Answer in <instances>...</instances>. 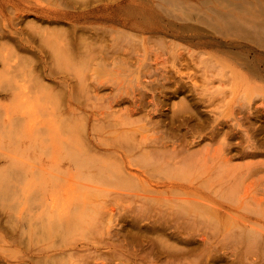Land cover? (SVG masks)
Here are the masks:
<instances>
[{
	"label": "rangeland",
	"instance_id": "1",
	"mask_svg": "<svg viewBox=\"0 0 264 264\" xmlns=\"http://www.w3.org/2000/svg\"><path fill=\"white\" fill-rule=\"evenodd\" d=\"M132 2H134L133 5H131ZM136 5L141 7L138 8L137 6V9L135 8ZM153 7L155 10L152 9ZM222 9L223 11H221ZM102 15L105 17H102ZM253 17L255 22L251 20ZM234 18H236V21ZM238 18L239 20H237ZM247 19L253 21L250 31H247L250 26V22ZM261 19H264V0H0V264H78V260L73 258L70 251L61 253L60 250L76 243H79L80 249L83 250L88 244L91 246L96 245L97 240L108 241L111 246L108 247L106 245V247L103 245V247L105 246L104 248L97 249L99 252H94L96 247L92 246V248L90 246L94 251L89 249L88 254L85 252V250L88 252L85 248L82 253L89 256L93 254V257L95 255L100 257L104 253L103 255L107 256L106 258H101L104 264H208L212 260L208 258L212 254L213 248L217 247V244L223 248L222 242L219 244L220 240H217L218 237H208L209 243L207 244V242H203L202 233L200 234L199 232H191L194 234L193 236L185 234L180 237L170 235L172 230H168L165 235L161 233L155 234L148 230V220L140 222V227L134 229L121 219L122 214L128 211L131 207L130 205H133L130 198H126L124 202L120 201L119 204H114L112 211L107 213H103L106 210L102 211L98 207H89L85 213L79 214L78 211L67 204L65 198L64 202L62 197L58 208L54 211L50 210L49 213V210L41 209L40 202L36 206L39 192L33 187L35 186V181L40 180L41 175L39 172L32 173L31 171L33 170L32 168H36L35 163L38 164L41 160H45L48 165L50 162L46 156L47 154L40 153V151L39 153H34L32 142L29 141V133L24 135L18 129L16 123L20 118L30 117L34 129H43V134L47 132L45 131L47 130L46 124L62 129L68 128L69 124L64 122L66 116L59 115L60 104L56 92H61L64 98L73 97L84 100L86 105L84 104V109L80 111L89 113L93 111V106H99L97 109H101L103 104H108L110 98L118 96L116 95L118 93L117 87L111 86V82H116L115 76L117 78V74L113 72L115 68L113 58L102 59V57L96 56L94 59L91 57L90 52L97 53L92 50L91 46L98 51L97 55L101 53L100 51H102L101 54L106 52L113 54L115 51L114 58H116V61H124L127 57L125 54L127 50L125 49L131 48V43L126 41V34H133L135 37L140 35V38L146 37V45L149 50L150 48L153 50L161 48V43H165L167 46L168 43L171 44L173 42L180 47L182 45L183 47H190L192 50L194 48L197 52L207 55V62L209 63L207 65L218 63V69H221L222 64L225 63L224 61L235 63L232 53L239 52V54L245 55V58L241 55L242 62L245 59L246 63L251 62L258 66L261 64L259 68L261 69V74L264 75V20L262 21ZM239 21L242 23H239ZM256 21L259 24L262 22L263 24L261 23L260 25L263 26H260ZM137 22L142 23L139 24ZM173 22L174 24L171 25ZM158 24L160 27H158ZM184 25L191 26V29L189 31L183 30ZM139 27L140 29L142 28L141 31ZM236 27H239L240 30ZM244 27H247V29H244ZM121 32H125V37ZM178 33L184 35H177ZM200 34H205L206 36L198 37L197 35ZM117 35L120 38H116L119 37ZM241 36H243L242 39L240 38ZM195 37L197 38L191 39ZM249 38L253 40L251 41ZM118 39L123 40L119 41ZM67 40L70 42L69 45H66ZM116 40L118 43H116ZM220 40H223L224 43L225 40L230 42L233 40L234 45L232 48H227L228 46ZM242 40L245 42H242ZM205 41L209 45H204L203 42ZM250 41L251 43L256 42V44L252 45L253 43L251 44ZM195 42H201L202 45L194 47L193 44H196ZM240 43L242 47H240ZM244 44L247 46H243ZM86 46L89 50L84 52ZM120 46H123V49ZM236 46L240 47V49H237ZM254 46H256V49ZM71 47L74 48L72 51L79 53V56L84 53L82 59L78 57L77 60L75 57L71 61L73 63H71V67L75 66L74 68H70L71 64L64 63L63 54L61 55L60 52L64 48L62 53H68V48L71 49ZM58 50H60V53ZM137 50L140 55L133 57L130 63L131 66L138 70L139 61L142 63L146 61L149 63L150 68L155 69L158 67L155 62V53L151 52L147 55L140 42H137ZM248 50H251V52ZM227 52L229 54L231 52L232 59ZM72 54L75 55L76 53L73 52ZM248 54L250 55L247 56ZM160 60L164 63L163 66L169 68L170 76H174L175 73L172 66L176 60L167 51L163 52ZM103 62L108 63V67H105ZM66 65H69V68ZM181 66V63L177 65V67ZM66 67L68 69H64ZM211 68L212 66H207V74L209 75L212 74L211 71H208ZM244 72L248 71L244 69ZM135 73L137 72H129V76L127 73L124 76L120 75L119 80L122 78L123 84L134 85L137 83V75L140 76V80L143 79L139 73ZM35 74H39L40 80L44 85L41 84V81H37ZM198 76L199 79H203V72H199ZM92 77L97 80H106L105 85L108 84L106 88L99 91L100 97H95V93L94 95H92L93 93H88V85L90 84L101 87L97 82H94L95 79ZM124 77L126 78L124 79ZM263 78L257 79V84L255 83L252 87L245 82V84L240 82L238 85L234 83L228 84L226 79L221 80L219 78L214 81L215 83H209L212 87L210 89V86H207L209 88L207 90V101L209 96L222 92L221 88L228 92V96L225 103H219L220 106L218 104L211 107L209 102L204 104L205 106L203 104L199 105L201 115H205L210 119L207 122V125H210L207 126V130L203 133L210 131L212 125H218V127L222 128L221 132L223 134L218 140H203L196 148L201 149L209 143H212L213 148H216L220 145V140L225 136L226 130L234 127L238 128L237 125L240 124L244 130H248L250 134H253L261 153L256 157L235 159V161L238 164H245L252 160L264 161ZM64 81L70 82L69 86H65ZM46 86L54 90L50 91L45 88ZM200 86L202 87V85ZM231 87H233L232 92L229 91ZM163 89H165V92L161 93L162 86L156 88L162 95L161 100H166L167 102L161 113L168 116L172 114L176 104L177 107L175 108H178L180 104H191V98L195 99L197 97L198 99L199 96L194 91L192 93L185 91L177 93L175 86L172 88L167 86ZM90 95L92 96L89 97ZM163 95L167 96V98ZM249 101L252 102L246 104V109L242 110L237 107L234 115L232 117L229 116L233 105ZM123 107L131 110L135 107V101L132 98H128L120 106H116L115 109ZM151 109L152 106H149L141 113L135 115V117H143V114L146 115ZM10 117L11 119H9ZM158 118L161 117L158 116ZM52 120L54 124L51 123ZM164 121L168 122V120ZM9 122L12 123V126H9ZM43 126L45 128H42ZM236 141L233 139L231 142ZM70 146L73 149V146L68 141L64 149H68L69 154L67 151L65 153L69 156H74L78 151L76 146H74V151L71 153ZM49 151L47 149L45 153ZM49 153L51 154V152ZM215 158L217 159L216 156ZM216 161L218 159L210 160V163L213 164ZM26 174L30 176V184L33 186V191L27 202L23 199L24 195L20 193V189L26 185V177H24ZM207 179L210 180L208 184L212 187L217 197L225 195L229 191L227 190V178L224 174H220L219 171L215 174V178L209 177L207 173ZM9 183H12L19 191L8 188L7 185ZM249 183L254 184L248 191L249 194L255 196L260 193L264 186V170L255 174L249 180ZM64 192L68 193L73 200L79 198L78 201L87 199L89 202L95 200L98 202L106 197L113 198L111 193L104 194L96 190H87L78 185H76L75 190L64 189ZM247 206H255L252 198L248 200ZM61 213L68 217L77 215L71 222L70 227L59 228L50 219L51 215L59 218ZM224 222H226L225 219L222 223ZM216 226L220 225L217 224ZM139 230L143 235L135 236V233L139 232ZM206 231L210 232L207 228ZM108 233H111V235L109 236ZM187 239L189 240L188 242ZM83 242H85L84 246H82ZM168 250L172 252L171 255L168 254ZM56 252L57 254H54ZM228 252L230 259L218 262L212 260V264H230L234 259L249 262L253 257L239 258L233 256L231 251ZM45 255H48V257H45ZM85 255H83L84 258H81V264L93 262V257L86 259ZM100 261L98 262L100 263ZM263 263L264 261L258 262V264Z\"/></svg>",
	"mask_w": 264,
	"mask_h": 264
},
{
	"label": "bare ground",
	"instance_id": "2",
	"mask_svg": "<svg viewBox=\"0 0 264 264\" xmlns=\"http://www.w3.org/2000/svg\"><path fill=\"white\" fill-rule=\"evenodd\" d=\"M134 2H132L131 5H133ZM137 6L138 5H136L135 8H137ZM140 7L138 6V8ZM152 9L155 10L154 7ZM152 9H150V11H152ZM147 10H149V8H147ZM221 11H223V9ZM109 15L111 16V14ZM103 16L104 15H102V17ZM236 18H234V20ZM239 18L243 21L241 17ZM239 18L237 20H239ZM251 20L255 22L254 17ZM125 21L128 22L127 20ZM241 21H239V23ZM245 22H243V24H245ZM249 22L250 26L247 24L249 26L247 31H250L249 29L253 24V21ZM256 22L258 23V21ZM261 23L262 22H260V24ZM172 24H174V22L171 23V25ZM235 26L237 25L235 24ZM158 27H160L159 24ZM135 29L137 30V27H135ZM182 29L189 31L191 26L184 25ZM237 29H239V27ZM244 29H247V27H244ZM124 35L125 32L123 33V36ZM132 35L133 34H126V41L131 43V48L125 49L124 47V49L127 50L125 51L127 57L124 61H116V58H114L115 51L113 54L111 52L101 54L102 51H100L101 53L97 55L98 51L91 46L92 50L97 52L96 54L90 52L91 57L94 59L96 56H100L102 59L113 58V64H115L113 72L117 74V78L115 76L116 82L113 81L114 84L110 82L112 84L111 86L114 88L117 87L118 93L116 95L118 96L110 98L108 104H103L101 109H97L99 106H93V111L90 113L86 111L82 112L80 110L84 109V100L73 97L64 98L61 92H56L60 104L58 112L61 113H59L60 116H66L64 122L69 124L68 128L62 129L54 125L46 124L47 130L45 131L47 132L43 134L42 128L45 127L43 126L41 128L42 130H40V128L34 129L30 117L26 116V118H20L17 121L16 125L18 129L24 133V135H28L29 133V141L32 142L31 145L34 153H39L40 151V153L47 154L46 156L50 162L49 165L51 164V166H49L45 160H41L39 163L37 162L38 164L35 163L36 168H32L33 170L31 172H39L41 178L35 181L34 187L30 184V176L27 174L24 176L26 177V185L20 189V193L24 195L23 199L27 202L33 189H36L39 192L36 206L40 202L39 205L41 204V209L49 210L48 213L50 210L54 211L58 208V204L62 197L64 202L65 198L67 204L81 214L85 213L89 207H98L102 211L106 210V212L103 211V213H107L108 211H112L114 204H119L120 201L124 202L126 198H130L133 205H130L131 207L128 211L122 214L121 219L134 229L140 227V222L148 220V230L155 234L161 233L165 235L168 230H172L170 235L180 237L185 234L193 236L194 234L191 232H199L200 234L202 233L201 237L204 243H209L208 237H218L217 240H220L219 244L220 242L223 244V248L218 244L217 247L213 246L212 254L208 258L210 260L212 259L217 262L226 261L228 258L230 259L228 251H231L235 257H253L249 262L234 259L230 264H258V262L264 261V186L262 187V191L255 196L248 193L251 186L254 185L249 183V180H251L255 174L264 170V161L252 160L245 164H238L235 161V159H246L260 155L261 152L258 144H256L254 140L253 134H250L248 130H244L243 127L238 124V128L234 127L226 130L225 136L220 140L221 142L219 141L220 145L216 148H213L214 146H212V143L206 144V146H203L201 149L196 148L203 140H218L221 134H223L221 132L222 128L218 127V125H212L210 131L203 133L207 130V126L210 125H207L210 119L205 115H201L199 105H204L208 102L211 104V107L219 103L223 104V102H226L228 96V92L221 88L222 92L209 96L210 98L208 97L207 101V90H209L207 86L209 83H213L219 78L221 80L226 79L228 84L234 83L238 85L240 82H245L248 86L252 87L255 83L257 84V79L264 77L259 68L261 64L258 66L247 60L246 61L249 63H246L245 59L244 62H242V57L245 58V55L243 56V54H239V52L232 51L234 55H232V57L235 63L224 61L225 63L222 64L224 69L220 65L221 69L219 68V70V65L217 66L218 63H215V65H213L214 63L207 65L209 64L207 62V55L197 52L194 48L192 50L190 47H183L182 45L180 47L173 42L171 44L168 43L167 46L165 43H161V48L156 50L150 48V51L149 47L146 45V37V39L140 38V35H137L139 39L137 36L135 37L133 35V37ZM177 35L183 36L184 34L178 33ZM197 36L203 37L206 35L200 34ZM116 38H120V36ZM196 38L197 37L191 39ZM240 38L242 39L243 36ZM237 39L236 41L239 43ZM249 40L252 41L253 39L249 38ZM220 41L226 44L228 46L227 48H232L234 45L233 40L232 42L225 40V43L223 40ZM243 41L244 40H242V42ZM137 42L143 45V49L147 55L151 52L156 54L155 62L158 65L157 68H150L149 63L146 61L145 63L139 61L138 70L130 65L133 57L140 55L137 50ZM116 43H118V41ZM195 43L196 44H193L194 47H200L202 45L201 42ZM247 43L249 44V42ZM252 43V45L256 44V42ZM69 44L70 42L67 40L66 45ZM203 44L209 45L207 41L203 42ZM240 44L238 45L240 46ZM237 46L236 48L240 49L242 44L239 48ZM243 46H245V44ZM122 47L123 46H120V48ZM254 48L256 49V46H254ZM63 49L64 48H62L61 51L58 50V52L60 51L61 55L63 54L62 56L64 57L65 64H71V61H73L75 57L77 60L78 57H81V59L82 56L84 57V53L79 56L78 52L72 51L74 49L72 47L71 49L68 48V53H62ZM88 50L86 46L84 52ZM243 50L245 51V49ZM164 51H167V53L177 61V63L175 61V64L172 66L175 73L174 76H170L169 68L163 66L164 63L160 60ZM248 51L251 52V50ZM73 52L76 54L73 55ZM249 55L250 54L247 56ZM229 57L231 58V55ZM117 59L119 58L117 57ZM222 59L224 58L222 57ZM179 63H181V67H177ZM72 64L70 68L75 67H71ZM103 64L105 67L109 65L104 62ZM66 66L68 67L69 65ZM207 66H212L211 70L208 69V71H211V75L207 74ZM67 67L64 69L69 68ZM156 69L158 70L156 71ZM244 69L249 73H245ZM198 71L203 72V79H199ZM129 72H137L135 74L139 73L143 79L140 80V76L137 75L136 84L130 86L125 85L123 84L122 78L121 80L119 79L126 73L129 76ZM65 73L67 74V72ZM35 78L38 82L41 81L39 74H35ZM125 78L126 77H124V79ZM93 79H95L94 82H97L101 87L90 84L88 85V93H93L92 95L95 93V97H100L99 91L106 88L108 84L105 85L106 80ZM87 80L89 81V79ZM200 81L201 83H199ZM63 83L65 86H69L70 82L64 81ZM41 84L44 85L42 81ZM200 85H202V87ZM158 86H162L161 93L165 92L163 88L167 86L172 88L175 86L177 93L180 91L192 93V91H194L197 96L199 95L201 97L198 96V99L197 97H195V99L192 97L191 104H180L178 108H175L177 107L176 104L171 115L168 116L166 113V115H164L161 111L167 102L166 100H161L162 95L156 90ZM209 86L211 89V84ZM45 88L50 91L54 90L53 88H48V86ZM229 91L232 92L233 87H231ZM164 97L167 98V96ZM128 98H132L135 101V107L133 109L130 110L125 107L115 109L116 106H120ZM199 98L202 100L200 101ZM250 102L252 101L240 102L238 105H233L231 109L229 108V116L232 117L234 115V111L237 107H240L242 110L246 109V104ZM149 106H152V109L149 110L146 115L143 114V117L139 118L135 117V115L141 113ZM158 116L161 118L157 119ZM9 119H11V117ZM164 120H168V122ZM10 123L11 122L8 123L9 126H12V123ZM51 123L54 124V121L52 120ZM233 139L237 141L231 142ZM68 141L70 145L73 146V149H71V146L69 148L72 150L71 153L74 151V146H76L78 153L74 156H69L68 149H64ZM47 149L48 151L50 150L49 152H51V154L49 152L45 153ZM65 151H67L68 154L65 153ZM215 156L218 161L213 164L210 163V160H217ZM218 171L227 178V190H229L227 194L220 197L214 194V190L208 184L210 180L207 179V173L209 177L215 178V174H217ZM76 185L87 190H96L104 194L111 193L113 198L106 197L98 202H96V200L89 202L87 199L78 201L79 198L73 200L68 193H63L64 189L75 190ZM7 186L14 191H19L12 183H9ZM251 198L255 204L254 207L247 206L248 200ZM131 202L129 201V203ZM37 208L39 209V207ZM76 216L68 217L61 213L59 218L51 215L50 219L53 223H56L57 227L64 228L70 227L71 222ZM224 219L226 222L222 223ZM217 224L220 226H216ZM206 228L210 230V232L206 231ZM130 233L132 234V232ZM108 235L110 236L111 233H108ZM141 235L143 234H141L140 230L135 233V236ZM188 241L187 239V242ZM84 243L85 242H83L82 246H84ZM96 243V245H92L96 247L95 251L92 249L93 247L88 244L87 247L85 246L88 252L86 250L85 252L89 254V249L94 252H99L97 249H101L103 245H107L108 247L111 246L108 241L104 240H97ZM84 249L81 250L79 243H76L72 246H66V249L62 248L60 251L61 253L70 251L73 258L78 260V264H81V258H84L83 255H85L82 253ZM167 252L169 255L172 254L169 250ZM54 254H57V252ZM88 254L85 255L86 259L93 257V254L91 256ZM103 254L100 255V257L95 255L93 257V262L90 261L85 264H104V261L101 260V258L105 257ZM45 257H48V255H45ZM212 260L209 261L208 264H212ZM98 261H100V263Z\"/></svg>",
	"mask_w": 264,
	"mask_h": 264
}]
</instances>
